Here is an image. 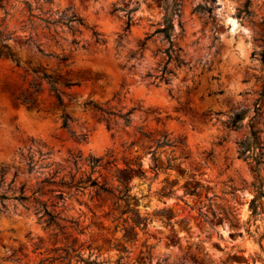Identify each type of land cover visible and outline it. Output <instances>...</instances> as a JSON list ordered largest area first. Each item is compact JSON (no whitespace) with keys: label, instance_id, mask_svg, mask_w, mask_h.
I'll use <instances>...</instances> for the list:
<instances>
[{"label":"rangeland","instance_id":"obj_1","mask_svg":"<svg viewBox=\"0 0 264 264\" xmlns=\"http://www.w3.org/2000/svg\"><path fill=\"white\" fill-rule=\"evenodd\" d=\"M263 52L264 0H0V264H264Z\"/></svg>","mask_w":264,"mask_h":264},{"label":"trees","instance_id":"obj_2","mask_svg":"<svg viewBox=\"0 0 264 264\" xmlns=\"http://www.w3.org/2000/svg\"><path fill=\"white\" fill-rule=\"evenodd\" d=\"M62 18H60L58 21L55 22H49L47 20H43L42 23L44 24V28L49 31V28L54 26L55 24H60ZM72 23L77 26H82L81 20L75 18L74 16H71L70 18L66 19V22L64 23L65 26H69V24ZM164 27L160 30H156L155 33H160L163 36V39L168 43V61H172L175 66H179L182 64V62L179 60L178 56L176 55V50H173V43L171 41V32L173 31V26L170 23V21L166 18L163 19ZM52 34H56V32L53 30ZM91 36L93 39L94 44H104V40L100 37V34H98L95 31L91 32ZM72 44H76L74 41L71 42ZM263 57H264V52H263ZM66 58L61 57L58 59L59 62H66ZM170 74V71L166 69L164 66L163 69L161 70V74L158 76V80L162 81L164 83L167 82L166 76ZM42 79H44L49 87V92L51 93L53 99L55 100L56 104L58 107L61 108L62 114H61V120H62V127L67 128L68 122H69V116L63 112V105H62V100L60 97V93L57 90L58 86L64 87V88H69L72 86H78L77 82H69V81H60V77H56L52 79L50 76L42 75ZM264 89V86H263ZM38 93V89L36 88L34 92L30 94V97L33 96L34 94ZM35 100H26V103L29 104V107L34 103ZM84 107H91V111L94 112L95 114L98 113L97 116V121L104 123L106 128L110 126V124L114 125L116 124V120H121L122 123L126 126L129 123L128 116L131 114V112L134 110H130L125 114H121L119 111H114L111 108H99L94 105H91L90 102H87L83 105ZM243 119V116L241 115H235L229 122L230 127L236 129L237 125L239 122H241ZM257 131L253 129V127H250V134L249 137L246 138L241 144H240V155L243 156L245 153H248L249 157L251 158L252 162L257 166L259 164L260 156H261V146L258 141V136H257ZM166 145V144H165ZM153 152L151 153V157H153ZM154 161V159H152ZM140 164L138 165V168H140ZM127 170L131 171L129 167H127ZM118 183L123 186V196H117L114 197L116 200L122 199L127 193H128V188H127V183L126 180H119ZM80 184V182H79ZM77 186V185H75ZM90 186H94L97 188L98 191L101 193H105V195H111L112 191L107 188H103L102 186H98L96 182L92 181ZM80 187V186H79ZM260 187H257L256 189V195L255 197L250 201L249 209L251 211V215L256 214V209H257V202L258 200L264 198V193L260 190ZM23 200L24 198H20ZM126 199V198H125ZM126 206L128 207V204L126 203ZM132 211V210H131ZM51 218L53 216L50 215ZM94 264V263H93Z\"/></svg>","mask_w":264,"mask_h":264}]
</instances>
